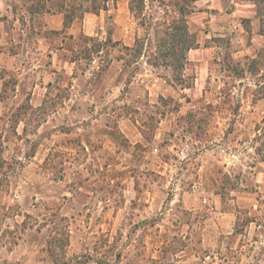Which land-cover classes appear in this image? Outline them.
I'll list each match as a JSON object with an SVG mask.
<instances>
[{"label":"rangeland","instance_id":"1","mask_svg":"<svg viewBox=\"0 0 264 264\" xmlns=\"http://www.w3.org/2000/svg\"><path fill=\"white\" fill-rule=\"evenodd\" d=\"M132 1L50 32L59 0H0V264H264V12Z\"/></svg>","mask_w":264,"mask_h":264},{"label":"trees","instance_id":"2","mask_svg":"<svg viewBox=\"0 0 264 264\" xmlns=\"http://www.w3.org/2000/svg\"><path fill=\"white\" fill-rule=\"evenodd\" d=\"M59 12L64 14V25L65 28H69L75 21L76 17L74 13L81 12L82 15L84 16L87 13L90 14H95L98 15L102 11H108V6H109V0H59ZM72 1L74 2H79L77 4L78 8L74 7L75 5H72ZM254 2L257 7H258V12L260 15H263L262 13L264 12V0H248ZM142 3H140V7L135 6V2L132 1L130 2V10L132 13L135 14L137 10H140L142 12V7L144 5V0H141ZM184 3L183 1H178L175 6L176 8L184 9ZM140 8V9H139ZM183 13L181 12V15ZM137 18V15H135ZM261 23L264 24V17L261 16ZM175 27L172 25H167L166 22L162 21H156L153 23V20L150 22L146 23V26L149 28L147 30H154L155 34V47L163 49L161 51L162 55H166V57L169 58L172 56L174 61L180 66L183 67L185 61H187V55L185 56L184 54L188 53L191 49H193L194 45V39L193 36L189 34V27L187 26V22L185 20H180L178 22H174ZM178 25V26H177ZM262 28L264 29V25H262ZM264 34V32H263ZM86 40L90 43H95L94 44V50H88L86 49L83 52H88L90 55H95V54H101L103 50L100 51L101 46L105 47L108 43H112L111 37H109L108 41L106 42H101L99 41L98 38L94 37H86ZM146 41V45L149 47L152 45V39L149 34H147V37L144 39H136L134 47H125V49L131 53L137 52L142 47L144 46V42ZM117 43V42H115ZM102 47V48H103ZM178 48V49H176ZM84 53V54H85ZM82 54V51L77 52V55ZM176 54H183L182 60L179 58H174V55ZM173 59L172 62H173ZM169 62V60L167 61ZM181 67V68H182ZM184 80V79H183Z\"/></svg>","mask_w":264,"mask_h":264},{"label":"crops","instance_id":"3","mask_svg":"<svg viewBox=\"0 0 264 264\" xmlns=\"http://www.w3.org/2000/svg\"><path fill=\"white\" fill-rule=\"evenodd\" d=\"M110 2L111 0H109V4ZM47 13L48 14H46V17H45V23H46L47 30H49L50 32H62L66 29L64 25V21H65L64 14L59 13V12H54V11L47 12ZM71 28L67 30H71ZM1 93H2V87L0 88V94Z\"/></svg>","mask_w":264,"mask_h":264}]
</instances>
